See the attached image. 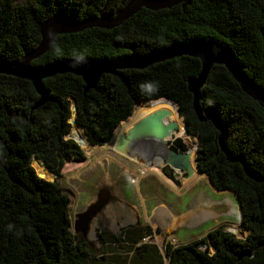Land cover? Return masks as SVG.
<instances>
[{
    "label": "trees",
    "instance_id": "obj_1",
    "mask_svg": "<svg viewBox=\"0 0 264 264\" xmlns=\"http://www.w3.org/2000/svg\"><path fill=\"white\" fill-rule=\"evenodd\" d=\"M127 1L0 0V57L17 60L34 48L39 25L52 14L72 19L96 15L100 9L113 14ZM194 39L228 46L244 72L264 89V0H189L184 8L142 7L109 29L57 34L31 63L145 53ZM199 69L198 58L181 55L143 69L119 70L120 75L104 73L86 91L79 75L54 74L41 80L46 99L39 104L29 80L0 73V264H102L86 241L70 231L68 195L57 182L40 177L31 160L60 175L65 162L84 159L86 140L100 146L109 141L131 115L134 101L152 98L176 104L185 132L197 138L198 172L213 189L234 193L247 233L238 237L230 228L216 227L197 239L167 244L163 263L154 244H136L151 234L150 229L130 228L123 233L133 232L126 238L136 245L128 264H264V108L241 90L223 65L210 67L199 102L212 108L225 127L224 152L219 131L209 120H198L192 107L187 79ZM70 98L75 103L74 122L86 138L84 148L66 137ZM244 167L259 179L248 176ZM119 239L120 234L106 240L98 234L100 247Z\"/></svg>",
    "mask_w": 264,
    "mask_h": 264
},
{
    "label": "rangeland",
    "instance_id": "obj_2",
    "mask_svg": "<svg viewBox=\"0 0 264 264\" xmlns=\"http://www.w3.org/2000/svg\"><path fill=\"white\" fill-rule=\"evenodd\" d=\"M24 1L26 0H15V2ZM71 104L70 101V106ZM71 114L70 110V116ZM178 117L181 120V134H175L179 131L177 126L166 140L174 137L184 140L189 150L194 149L195 159L196 135H188L183 127L182 118L179 115ZM73 118L74 112L72 121ZM77 128L83 134L82 129ZM112 138L95 149L93 147L96 146H89L86 149L87 154L83 152L85 157L81 162H65L60 175L48 172L40 161L32 158L47 171L40 173L42 175L40 177L57 182L68 195L70 231L75 237L86 241L94 251V255L102 260V264H128L134 251L132 247L142 242L154 244L162 262L166 263L164 248L167 244L176 246L197 239L206 231L216 227L228 229L235 226L237 230L235 236L246 235L247 231L240 222L239 207L233 192L213 189L206 176L198 171L190 173L188 177H184V174L179 172L172 181L166 179L162 174L163 167L171 166L153 160L145 163L138 158L125 156V152L111 146ZM86 142L88 143L87 140ZM165 147L163 152H166ZM159 156V160H162V152ZM32 160L31 165L35 170ZM207 197L213 201L219 200L216 203L219 207L225 206V215L221 214L215 219L206 221L201 220L197 216L198 213L190 207L196 202L200 203V206L205 205L203 200L209 199ZM82 213L87 218L86 229L74 230L72 227L74 218L82 216ZM179 219L186 221L179 222ZM187 220L197 222L194 224ZM143 227H148L151 234L140 238L136 244H132L130 240L133 232L123 233L130 228L140 230ZM101 228L104 231L102 236L104 240L107 239L108 234H120V239L114 244L104 242L100 247L96 230ZM200 248L203 249V245H200ZM211 252L212 249L209 248V253Z\"/></svg>",
    "mask_w": 264,
    "mask_h": 264
},
{
    "label": "water",
    "instance_id": "obj_3",
    "mask_svg": "<svg viewBox=\"0 0 264 264\" xmlns=\"http://www.w3.org/2000/svg\"><path fill=\"white\" fill-rule=\"evenodd\" d=\"M188 2L189 0H128L113 14L105 13L103 9H100L96 15L87 16L81 19L66 18L57 13L52 14L39 25L40 38L34 48L25 52L17 60H8L0 57V73L29 80L37 94L40 96L39 104L46 99V91L42 88L41 80L54 74L69 72L79 75L85 84L84 91H86L89 88L95 87L100 76L104 73L120 75L119 70L127 68L143 69L153 63L161 62L176 56L187 55L196 57L200 60V69L195 76L187 79V88L192 94V107L198 120H209L219 131V147L227 153L224 146L227 135L225 127L219 121L212 108L201 107L199 102L200 88L206 80L208 70L213 64L223 65L238 83L241 90L255 100L262 108H264V89L257 85L253 78L244 72L235 53L222 43H217L211 39L174 41L167 46L155 48L145 53L131 52L125 55L96 59L90 57H59L42 64L33 65L31 63L32 60L38 58L47 50L57 34L77 32L90 27L109 29L120 24L142 7L157 10L179 4L184 8ZM70 100L74 108L75 116L76 110L74 99L70 98ZM176 128V124L169 125L170 132ZM167 131L165 130L154 136L151 135L154 137V142H152L153 144L151 145L155 146L157 144L158 148H163L161 145L164 144V140H166L168 135L171 134L165 133ZM66 137L70 138L67 134ZM74 141L76 142V140ZM76 143L78 144V142ZM87 145L98 146L89 143H87ZM188 155L189 150L178 152L169 151L168 153L164 152L163 158L159 164H165L171 166L173 169L185 171L189 174L192 172V167L189 164ZM195 167L198 171L196 164ZM244 170L248 176L254 179H259L245 167ZM77 222V227L72 226L74 230L86 229L87 218L85 215L80 216Z\"/></svg>",
    "mask_w": 264,
    "mask_h": 264
},
{
    "label": "bare ground",
    "instance_id": "obj_4",
    "mask_svg": "<svg viewBox=\"0 0 264 264\" xmlns=\"http://www.w3.org/2000/svg\"><path fill=\"white\" fill-rule=\"evenodd\" d=\"M73 109L74 108H72V104H71L72 114L68 118V121L71 123L70 124L71 126H70V131L67 133V135L70 138L76 140V142H78L80 147L84 148L85 146L84 136L81 133V130L77 128L72 121L73 112H74ZM170 124H176V126H178L179 131L175 132V134L180 135L181 134V120L179 119L176 113V108H175L174 103H172L171 101L165 98H152L148 100H137L133 104L131 116L127 120L120 123L118 127L114 130V136L110 142L111 146L121 150L122 152H125V153L129 152L130 153L129 157H139L146 161L153 160L155 159L154 157L156 156L158 159L157 162L160 163L161 160H159L160 159L159 155L161 152L163 155L164 152L162 151V149L157 150V151L156 149L154 150L153 146L151 145L153 144L152 142H154L153 136L160 134L161 132H164L165 130L166 131L168 130L165 133L167 134L171 133L169 129ZM193 157H194V152L193 150H190L189 155H188V160H189L190 166L192 167V172H191L192 174L196 172V167L194 164ZM32 161L34 163V167L37 170V172L42 173V174L43 172L44 173L47 172L44 170L41 164L37 162V160L33 159ZM198 201H201V200H198ZM203 201L205 205L200 206L199 205L200 203L196 202L194 205L192 204L190 207L196 213H198L197 216L200 217L201 220L206 221L209 219H215L219 215L224 214L225 206L219 207L218 203H216V201H219V200L213 201V199L209 198ZM228 205L229 203L227 204V206ZM181 217L182 216H180V218ZM181 221L185 222L186 219L185 220L179 219V222ZM172 222H171V226H172ZM196 222L197 221L195 222L191 221L189 223L195 224ZM230 230L234 233L237 232L235 226H231Z\"/></svg>",
    "mask_w": 264,
    "mask_h": 264
},
{
    "label": "flooded vegetation",
    "instance_id": "obj_5",
    "mask_svg": "<svg viewBox=\"0 0 264 264\" xmlns=\"http://www.w3.org/2000/svg\"><path fill=\"white\" fill-rule=\"evenodd\" d=\"M148 100V99H147ZM175 108H176V106H175ZM131 116V115H130ZM129 116V117H130ZM128 117V118H129ZM127 118V119H128ZM126 119V120H127ZM172 133V132H171ZM113 134H114V132H113ZM169 136V135H168ZM165 142H164V144L163 145H161V146H163V148L165 147V149H166V153H168L169 151H175V152H178V151H180V150H186V149H188L187 148V145H186V142L184 141V140H182V139H178V137H174V138H171V139H167V140H164ZM160 146V147H161ZM185 146V147H184ZM153 148H154V150L156 149V151L157 150H160V149H162V150H164L162 147L161 148H158V145L156 144L155 146L153 145ZM191 150H193V152H194V149H191ZM190 151V150H189ZM195 152H196V150H195ZM126 155L125 156H129V152H127V153H125ZM133 154V153H132ZM135 158H138L139 160H143V159H141V158H139V157H135ZM155 159H153V161L154 162H156V163H158L157 161H158V159H157V157L155 156L154 157ZM136 161V160H135ZM145 163H148L150 160H143ZM197 171V170H196ZM179 172H181L180 174H184V177H186L187 175H188V173H186L185 171L183 172V171H181V170H175V169H172L171 167H163V172H162V174L165 176V178L166 179H170L171 181L173 180V178H175L176 176H177V174L179 173ZM136 176H138V175H136ZM84 213H86V212H84ZM84 213H82V215H85ZM79 215H81V214H79ZM98 215V214H97ZM78 218H79V216H76V218H74V220H75V222H74V226H76L77 227V220H78ZM88 228H89V226H88ZM97 228H99V226H97ZM90 229V228H89ZM105 230V229H104ZM99 233H101V236H103V234H104V231L102 230V228L101 229H99V230H96V237H97V240H98V234ZM109 235H111V234H108V236L107 237H109ZM112 235H119V234H112ZM105 243L107 242H110V241H104ZM111 243H113L114 244V242H111ZM99 245H100V243H99Z\"/></svg>",
    "mask_w": 264,
    "mask_h": 264
},
{
    "label": "clouds",
    "instance_id": "obj_6",
    "mask_svg": "<svg viewBox=\"0 0 264 264\" xmlns=\"http://www.w3.org/2000/svg\"><path fill=\"white\" fill-rule=\"evenodd\" d=\"M187 150H189V148H188ZM187 150H186V151H187ZM194 160H195V159H194ZM194 164H196V163H194ZM172 169H173V168H172ZM183 172H184V171H183ZM180 173H181V172H180ZM184 174H185V173H184ZM189 174H190V173H189ZM185 175H186V174H185Z\"/></svg>",
    "mask_w": 264,
    "mask_h": 264
},
{
    "label": "crops",
    "instance_id": "obj_7",
    "mask_svg": "<svg viewBox=\"0 0 264 264\" xmlns=\"http://www.w3.org/2000/svg\"><path fill=\"white\" fill-rule=\"evenodd\" d=\"M191 174H192V173H191ZM191 174H188L186 177H188V176L191 175ZM206 232H207V231H206ZM206 232H205V233H206ZM205 233H204V234H205Z\"/></svg>",
    "mask_w": 264,
    "mask_h": 264
},
{
    "label": "built area",
    "instance_id": "obj_8",
    "mask_svg": "<svg viewBox=\"0 0 264 264\" xmlns=\"http://www.w3.org/2000/svg\"><path fill=\"white\" fill-rule=\"evenodd\" d=\"M176 170V169H175Z\"/></svg>",
    "mask_w": 264,
    "mask_h": 264
}]
</instances>
